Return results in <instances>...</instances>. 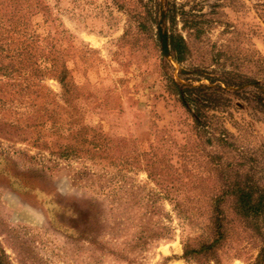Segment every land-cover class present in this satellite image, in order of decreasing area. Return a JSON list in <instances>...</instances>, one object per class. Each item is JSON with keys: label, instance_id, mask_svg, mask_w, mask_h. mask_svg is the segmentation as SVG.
Wrapping results in <instances>:
<instances>
[{"label": "rangeland", "instance_id": "1", "mask_svg": "<svg viewBox=\"0 0 264 264\" xmlns=\"http://www.w3.org/2000/svg\"><path fill=\"white\" fill-rule=\"evenodd\" d=\"M148 3L29 0L32 35L53 48L57 65L41 85L55 96L52 106L44 91L35 109L0 110L2 120H21L18 130L5 127L12 137L0 135L3 264H255L264 252V230L253 231L227 202L226 239L212 254L186 255L216 237L217 163L228 170L253 160L264 187V104L256 100L264 0H154L152 23ZM174 3L203 31L195 38L178 19L190 52L183 65L164 50ZM226 73L245 85L222 87L225 106L203 110L204 129L167 89L169 79L216 88L204 78ZM221 131L234 149L207 142Z\"/></svg>", "mask_w": 264, "mask_h": 264}, {"label": "trees", "instance_id": "2", "mask_svg": "<svg viewBox=\"0 0 264 264\" xmlns=\"http://www.w3.org/2000/svg\"><path fill=\"white\" fill-rule=\"evenodd\" d=\"M146 6L147 14L152 16L150 23L154 21V0ZM29 6V0H0V110H6L13 113L14 109L20 108L25 104V108L35 109L37 100L41 97L44 91L47 92V100L55 96L52 92L45 90L41 85L42 81L47 76H52L55 70H50L49 65L56 67L55 61L52 62L53 48L46 47L39 43L33 35L28 24V18L24 15V11ZM184 24V28L190 31V35L195 38L201 37L200 23L196 15L189 14L179 8L174 3L170 6L167 13V21L171 24L172 30L168 35V43L170 54L174 61L183 65L188 56L189 48L185 37L177 31L178 19ZM60 83L64 88L65 103L70 102L69 94L72 89L68 82L69 71L63 68L60 72ZM204 79L211 85H216V88L211 86H184L169 79L168 91L176 96L180 103L190 113L195 114L197 118L196 124L203 127L206 124L207 117L203 112L204 109L216 110L225 106L223 96L226 88H240L245 84L242 77L233 73H226L220 79L207 75ZM201 79L197 80L198 82ZM219 83V84H217ZM220 85V86H219ZM33 93L35 98L32 102H24L20 100L22 97ZM256 100L258 104H264V92L256 90ZM38 120L40 117H37ZM50 118V117H48ZM51 120V119H48ZM21 120L15 117L13 120H2L0 118V135L13 136L11 130L21 128ZM37 123L29 124L27 127H36ZM207 142L212 143V148L215 146L232 147L227 141V133L221 131V134H212L207 138ZM97 148V147H96ZM238 150V149H237ZM250 163V169L246 174H242L241 167ZM224 189L214 201L212 211L213 225L216 230V237L210 244H204L199 250L187 251L186 255L194 253V255H206L215 252L218 244L222 243L227 236L225 230V211L223 205L227 202L232 203V207L236 216L247 222L253 231L261 233L264 230V187L259 185L257 175L259 174L256 167V162L249 159L238 163L237 166L231 165L230 169L222 168L220 163H217ZM238 167V168H236ZM264 174V173H263ZM0 264H3L0 257ZM255 264H264V252H262Z\"/></svg>", "mask_w": 264, "mask_h": 264}, {"label": "water", "instance_id": "3", "mask_svg": "<svg viewBox=\"0 0 264 264\" xmlns=\"http://www.w3.org/2000/svg\"><path fill=\"white\" fill-rule=\"evenodd\" d=\"M164 50L166 53H168L170 55V47H169L168 40H166V42H165Z\"/></svg>", "mask_w": 264, "mask_h": 264}]
</instances>
